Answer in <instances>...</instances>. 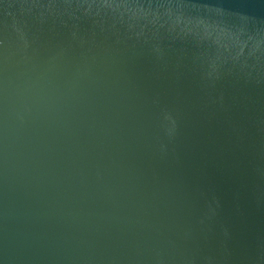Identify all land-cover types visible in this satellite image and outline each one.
Returning <instances> with one entry per match:
<instances>
[{"label":"water","instance_id":"water-1","mask_svg":"<svg viewBox=\"0 0 264 264\" xmlns=\"http://www.w3.org/2000/svg\"><path fill=\"white\" fill-rule=\"evenodd\" d=\"M0 264H264V0H0Z\"/></svg>","mask_w":264,"mask_h":264}]
</instances>
